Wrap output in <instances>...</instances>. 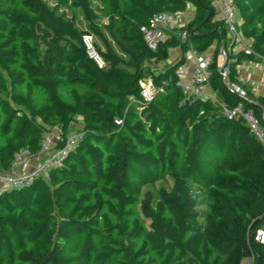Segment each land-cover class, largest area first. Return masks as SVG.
Here are the masks:
<instances>
[{
  "label": "trees",
  "instance_id": "16d2710c",
  "mask_svg": "<svg viewBox=\"0 0 264 264\" xmlns=\"http://www.w3.org/2000/svg\"><path fill=\"white\" fill-rule=\"evenodd\" d=\"M60 1L70 18L45 0H0V172L20 151H38L53 128L80 133L59 168L0 195V264H238L236 247L264 264V247L249 238L264 227V146L210 101L186 97L175 75L190 49L204 53L225 38L213 7L204 0ZM188 4L195 10L186 37L176 31L152 50L140 29L153 14ZM234 5L241 34L264 58V0ZM84 34L99 42L103 68L87 56ZM173 49L180 60L151 71ZM216 58L217 51L209 84L236 103ZM231 58L234 78L247 57ZM146 76L162 90L141 105ZM236 142L242 157L230 168L222 161L233 160L225 149ZM166 178L169 186H155ZM130 181L152 189L141 193Z\"/></svg>",
  "mask_w": 264,
  "mask_h": 264
},
{
  "label": "built area",
  "instance_id": "2783aa9c",
  "mask_svg": "<svg viewBox=\"0 0 264 264\" xmlns=\"http://www.w3.org/2000/svg\"><path fill=\"white\" fill-rule=\"evenodd\" d=\"M204 1L213 7L218 21L222 23L225 30L226 36L219 42L217 48L216 73L225 91L236 100V103H228L209 90L210 70L214 62L213 56L204 53H197L190 49L184 54L182 62L175 70L177 84L186 97L210 101L227 121L242 123L249 133L264 146V101H261V99L264 100V75L256 86L260 95L255 96L254 92L248 88L247 79L238 74L231 78L229 73L230 65L233 63L232 55L242 53L247 57L243 61L245 65L263 74L264 58L253 51L251 42L241 34L234 0ZM193 15L194 12L189 4L181 12L155 13L149 18L147 25L140 29V32L146 44L155 50L160 43L168 39L169 34L185 29L192 21ZM179 37L181 39L186 37V29L179 32ZM82 43L87 56L98 68H103L104 61L94 47L93 37L84 34ZM140 86L139 104L141 105L151 102L157 92L162 90L155 88L151 80L140 82ZM129 99L133 100V97ZM114 122L116 125L122 123L118 119ZM79 139V132L69 135L50 131L45 133L38 151L35 153H30L28 150L20 151L15 155L9 170L0 172V195L13 190H23L33 181L46 178L50 171L62 165L68 153L75 150ZM249 238L253 243L264 247V227L255 230Z\"/></svg>",
  "mask_w": 264,
  "mask_h": 264
},
{
  "label": "rangeland",
  "instance_id": "374dc122",
  "mask_svg": "<svg viewBox=\"0 0 264 264\" xmlns=\"http://www.w3.org/2000/svg\"><path fill=\"white\" fill-rule=\"evenodd\" d=\"M47 2V4L52 8V7H55V6H58L59 7V13H64L66 15L67 18H70L73 14V11H71V9H68L67 6L65 4H63L62 1L60 0H45ZM97 1L99 0H93V5H96V3H98ZM96 2V3H95ZM101 6L99 5L98 6V11L102 12L101 10ZM102 14V13H101ZM237 20L239 22V24L241 25L242 24V21H241V18H240V15H239V12L237 11ZM98 23L101 25L103 24H106V19L105 18H101L98 20ZM77 27L79 28V30L81 31H85V28H86V24L85 22L82 20V17L78 14L77 15ZM94 36V35H93ZM246 40L250 41V39L246 38V36L244 37ZM95 40V46L96 48H98L100 46L99 42L97 41V39L95 38V36L93 37V41ZM160 44H163V43H160ZM159 46V45H158ZM158 46L156 47V49L158 48ZM100 48V47H99ZM155 49V50H156ZM100 55V54H99ZM170 55V54H169ZM101 56V55H100ZM172 62V59L168 56L164 62H161L159 64H156V65H150V68H151V71H154V72H157V71H161L163 70L165 67H167V65H169L170 63ZM239 66V65H238ZM148 80H151V77L150 76H146L141 82L144 83L145 81H148ZM76 126L78 127V124L76 123L75 124V128ZM75 130H71L70 133H73L75 132ZM50 132H54V133H59L60 130L58 128H53L50 130ZM235 141V140H234ZM239 141V140H238ZM238 142H236V145L235 147H227L225 150V152H231L232 154V157H233V160H230V161H225V159H223L222 163L223 164H228L230 165L229 167L230 168H234L236 167V160L237 159H240L242 157V153H241V150L239 149L240 148V145L238 146L237 144ZM206 165L209 166V167H213L211 161H205ZM217 169V168H216ZM209 177V176H207ZM206 177V178H207ZM209 179V178H208ZM171 184V180L169 178H166L165 180H160V181H157L155 183V186L156 187H160V186H169ZM130 187L133 189V190H140L141 193L145 192L146 190H151L152 187L149 185V184H145L144 182L141 183V185L139 183H137L136 181H130ZM199 212H203L204 211V205L201 206L199 209H198ZM234 252L235 254V259L237 260L238 264H255V254H252L251 251H249L248 249L246 248H239V247H236L234 248V250L232 251ZM261 258L264 262V249L261 250Z\"/></svg>",
  "mask_w": 264,
  "mask_h": 264
},
{
  "label": "crops",
  "instance_id": "0c3cea01",
  "mask_svg": "<svg viewBox=\"0 0 264 264\" xmlns=\"http://www.w3.org/2000/svg\"><path fill=\"white\" fill-rule=\"evenodd\" d=\"M191 9L193 10L194 12V7L191 6ZM215 20H218L217 18V15L215 14ZM218 44L217 42H212L210 44V46L206 49V51L204 52V54L208 55V56H213L214 55V52L217 51V48H218ZM169 57L172 59V63L176 62V61H179L180 58H181V54H180V51L178 49H173L170 51L169 53ZM219 61V60H218ZM236 70V74H238L239 76L241 77H244L245 79H247L249 81V86L248 88L254 92L253 94L255 96H259L260 95V91L258 89H256V86H257V83L258 81L260 80V78L264 75L263 73L261 72H257L256 70H254L252 67H249L247 65H245V63L242 61L240 63L239 66H237L235 68ZM209 90L216 94V91L212 89L211 85H209ZM218 96V95H217ZM218 98L222 99L221 97L218 96ZM227 101L228 103H230L228 100H225Z\"/></svg>",
  "mask_w": 264,
  "mask_h": 264
},
{
  "label": "water",
  "instance_id": "95a60500",
  "mask_svg": "<svg viewBox=\"0 0 264 264\" xmlns=\"http://www.w3.org/2000/svg\"><path fill=\"white\" fill-rule=\"evenodd\" d=\"M187 104H188V101L186 100V101H185V105H187Z\"/></svg>",
  "mask_w": 264,
  "mask_h": 264
}]
</instances>
